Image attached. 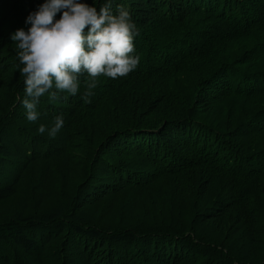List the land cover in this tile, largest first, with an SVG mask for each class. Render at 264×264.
Wrapping results in <instances>:
<instances>
[{
	"label": "trees",
	"instance_id": "obj_1",
	"mask_svg": "<svg viewBox=\"0 0 264 264\" xmlns=\"http://www.w3.org/2000/svg\"><path fill=\"white\" fill-rule=\"evenodd\" d=\"M43 2L0 0V264H264V0H114L136 70L32 123L10 37Z\"/></svg>",
	"mask_w": 264,
	"mask_h": 264
},
{
	"label": "clouds",
	"instance_id": "obj_2",
	"mask_svg": "<svg viewBox=\"0 0 264 264\" xmlns=\"http://www.w3.org/2000/svg\"><path fill=\"white\" fill-rule=\"evenodd\" d=\"M113 3L103 0L97 7L96 0L91 6L81 0H44L26 17L27 30L11 35L22 65L21 107L28 122L38 121V105L45 94L49 101L58 100L60 93L75 97L82 75L88 87L95 88L100 76L115 80L136 70L140 62L134 54L136 24L127 8L118 6L114 12ZM63 125L64 117L58 115L50 127L41 123L37 131L55 137Z\"/></svg>",
	"mask_w": 264,
	"mask_h": 264
},
{
	"label": "rangeland",
	"instance_id": "obj_3",
	"mask_svg": "<svg viewBox=\"0 0 264 264\" xmlns=\"http://www.w3.org/2000/svg\"><path fill=\"white\" fill-rule=\"evenodd\" d=\"M148 119L149 118H146V121L149 122L150 119L149 120ZM23 206H24V203H23L22 199H15V200L12 199V200L6 202L0 208V211H2V212L9 211L10 214H8V215H11V214L19 213L20 211H22ZM200 232L202 233V235L204 237H207V238L220 237V236H215L216 234L213 232V228L211 226H205V225L201 226ZM241 240H242V242L240 245H242V246H240V249H242V251L244 252V254L242 255L244 257V259L250 263L253 261V259L256 255H257L256 259L259 258V256L263 252L262 248L260 246L259 247L258 246H252L250 244V242L246 239H244V240L241 239Z\"/></svg>",
	"mask_w": 264,
	"mask_h": 264
},
{
	"label": "bare ground",
	"instance_id": "obj_4",
	"mask_svg": "<svg viewBox=\"0 0 264 264\" xmlns=\"http://www.w3.org/2000/svg\"><path fill=\"white\" fill-rule=\"evenodd\" d=\"M113 116V115H112ZM121 122H122V120H121ZM124 123V122H123ZM130 164V163H129ZM121 165V164H120ZM145 180V179H144ZM113 182V181H112ZM90 183V182H89ZM113 186V185H112ZM100 192V191H99ZM60 200V199H59ZM45 202V201H44ZM53 206V205H52ZM107 214V213H106ZM39 216V215H38ZM46 221V220H45ZM98 221V220H97ZM41 225V224H40Z\"/></svg>",
	"mask_w": 264,
	"mask_h": 264
}]
</instances>
